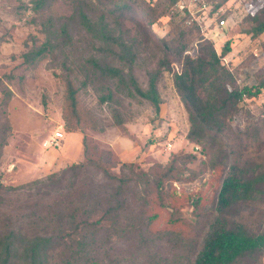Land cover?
<instances>
[{
    "label": "rangeland",
    "instance_id": "1",
    "mask_svg": "<svg viewBox=\"0 0 264 264\" xmlns=\"http://www.w3.org/2000/svg\"><path fill=\"white\" fill-rule=\"evenodd\" d=\"M78 1L51 0L37 9L39 0H0V86L11 92L6 102L0 88V146L3 133L8 134L0 155V183L23 188L0 193V233L20 228L41 231L48 237H64L48 254L49 264H191L214 218L224 174H217L200 148L186 139L188 115L174 87V74L181 71L182 62L162 42L180 39L177 45L172 44L180 48L189 40L186 30L195 27L213 43L219 55L228 42L231 51L222 58L223 65L240 87L255 86L264 74V34L255 38L251 30L255 25L253 17L264 8V0H178L170 7L171 15L151 30L138 23L143 19L135 5L120 16L121 13L110 15L96 0H82L88 5L93 24L104 17L113 36L133 44L136 58L132 74L143 91H147L157 65L162 61L170 63L171 69H161L158 80L162 99L159 114L150 102L134 94L130 82L103 77L88 63L95 59L124 74L129 72L125 63L101 52L103 44L78 24L73 25L65 46L59 44L37 55L48 40L54 44L59 39L61 23L72 18ZM146 1L155 4L161 0ZM222 20L225 26L220 25ZM197 49L195 41L186 54L196 57ZM27 56H33V60L27 62ZM66 79L79 89L81 114L93 120L96 129H67L63 119ZM239 108L230 121L231 132L219 136L220 150L228 158L233 150V135L264 118V94L241 102ZM117 112L121 124L116 122ZM57 132H62L64 139L58 147H52L48 141ZM86 147L88 154L100 155L109 164V172L118 178L132 170L148 172L155 164L165 166L178 152L192 154L196 160L187 164L181 180L166 185V196L173 200L165 201L171 207L153 210L160 220L152 234L145 228L139 203L133 201L123 213L118 231L116 227L111 236L101 235L95 242L86 235L85 246H81L67 236L61 217L64 211L79 207L81 196H94L95 203V197L101 203L108 199L105 189L110 188L103 186L101 175L82 174L77 185L72 186V177L67 174L62 184L49 191L28 186L82 163ZM133 179L141 183L139 189L144 193L146 181ZM131 196L128 192L127 199ZM249 208L240 218L256 229L264 215V202L259 198ZM171 216L187 221L183 235L167 232ZM68 228L70 234L72 229Z\"/></svg>",
    "mask_w": 264,
    "mask_h": 264
},
{
    "label": "trees",
    "instance_id": "2",
    "mask_svg": "<svg viewBox=\"0 0 264 264\" xmlns=\"http://www.w3.org/2000/svg\"><path fill=\"white\" fill-rule=\"evenodd\" d=\"M51 0H39L37 9L42 8ZM178 0H161L153 4L146 0H96L104 6L110 15L130 10L133 5L137 7L138 14L143 19L138 22L140 26L151 30L164 17H169L170 7ZM228 0H223L226 3ZM71 19L62 24L61 35L54 44L48 40L38 51L37 55H44L54 49L56 45L65 46L74 24L87 30L92 36L103 44L101 52L112 56L129 67V72L112 68L107 63L90 59L88 63L103 77L117 78L120 82H130L131 90L138 97L150 102L155 108L156 114L161 111L162 99L158 91V80L161 69L170 70V63L162 61L157 65V70L150 75L147 91H143L135 80L132 70L135 62L133 44L128 45L120 37L110 33L101 17L97 25L93 24L89 17L88 5L79 0ZM254 27L251 30L253 37L264 34V8L253 17ZM189 28L188 42L180 48H173L180 39L173 42H162L166 49L176 53L181 62L182 69L174 74V87L187 112L189 129L186 139L200 148V153L209 159L211 168L217 174H224L221 188L217 197L214 218L211 221L203 238L200 250L191 264H264V215L255 226L247 224L240 215L248 211L250 206L259 198L264 202V118L249 123L244 130L233 135L232 148L227 159L220 150L219 136L231 132L230 121L238 114L239 104L245 100L257 99L264 94V74L258 78L255 86L238 85L236 77L222 63V58L231 51L227 42L219 55L212 42L203 38L198 30ZM180 34H183L180 32ZM186 37V40H187ZM197 42L196 57L186 54L191 43ZM177 42V43H176ZM36 57V56H34ZM27 56V62H31ZM0 88L5 95L6 102L10 99L11 92L1 84ZM79 89L75 87L71 79L65 80V108L63 119L67 129L76 132L79 129L86 132L88 129H96L95 122L83 117L78 102ZM117 124H121L119 113H115ZM4 136V137H3ZM8 134L2 135L1 150L7 143ZM196 160L192 154L178 152L172 154L165 166L155 164L148 172L132 170L122 177H115L110 172V166L103 158L88 154L85 148V159L82 163H75L63 170L59 175L53 174L45 181H36L29 185L39 186L44 190H52L65 180L67 174L71 175L70 184L77 185V180L82 174H100L104 182L108 199L101 203L94 196H81V204L75 210L63 212L61 225L67 236L76 239L77 243L85 246V237L89 235L92 242L99 236H111L114 229L121 228L123 213L130 203L138 202L143 212L145 228L152 234L154 226L160 220L159 214L154 213L155 207L167 208L169 198L166 196L165 187L169 182L181 180L187 170V164ZM123 167L136 168L133 164H122ZM146 181L145 192L139 189L140 182L133 178ZM23 188L6 187L0 183V193L4 191L19 192ZM133 196L127 199V193ZM167 232L174 235H183L188 225L187 221L168 218ZM108 223V224H107ZM110 223V224H109ZM109 226V227H108ZM72 232L68 234L67 230ZM46 236L41 231H26L20 228H8L0 233V264H49L47 256L54 248L58 240L64 237Z\"/></svg>",
    "mask_w": 264,
    "mask_h": 264
},
{
    "label": "built area",
    "instance_id": "3",
    "mask_svg": "<svg viewBox=\"0 0 264 264\" xmlns=\"http://www.w3.org/2000/svg\"><path fill=\"white\" fill-rule=\"evenodd\" d=\"M220 25L221 26H225L226 25V21L222 20L220 22ZM63 139H64V134L62 132H57L50 138L48 143L52 147H58L61 144ZM171 147H172V145H169V148H171ZM197 149H199V147H197Z\"/></svg>",
    "mask_w": 264,
    "mask_h": 264
}]
</instances>
